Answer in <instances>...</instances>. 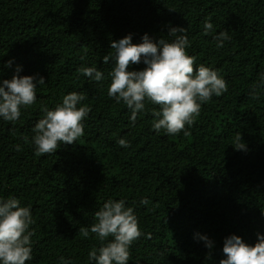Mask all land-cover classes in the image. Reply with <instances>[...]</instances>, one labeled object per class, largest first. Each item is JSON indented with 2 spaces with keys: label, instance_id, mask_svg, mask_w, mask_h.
<instances>
[{
  "label": "trees",
  "instance_id": "1",
  "mask_svg": "<svg viewBox=\"0 0 264 264\" xmlns=\"http://www.w3.org/2000/svg\"><path fill=\"white\" fill-rule=\"evenodd\" d=\"M205 20L213 33H204ZM174 26L186 28L194 68L210 65L228 85L202 105L187 136L152 130L151 109L158 106L151 104L132 127L126 105L107 95L113 65L103 62L112 41L132 34L140 43L145 33L171 40ZM225 30L231 40L217 49L213 35ZM18 66L19 75L46 81L18 121L0 119V196L31 205L35 221L26 264H60L62 256L91 264L88 253L100 242L79 229L90 228L110 198L134 207L143 233L129 264H219L226 237L254 246L257 233L264 234V88L257 99L250 95L264 72V0H0V81ZM81 66H96L106 79L91 81L78 72ZM72 91L82 92L92 109L84 135L36 156L30 141L42 108ZM237 133L246 151L231 144ZM121 137L129 148L118 145Z\"/></svg>",
  "mask_w": 264,
  "mask_h": 264
},
{
  "label": "clouds",
  "instance_id": "2",
  "mask_svg": "<svg viewBox=\"0 0 264 264\" xmlns=\"http://www.w3.org/2000/svg\"><path fill=\"white\" fill-rule=\"evenodd\" d=\"M203 28L206 35L215 31L210 20H205ZM169 35L171 40L155 41L145 33L140 43L132 42V34L112 41L114 51L103 57L104 64L113 65L108 73L107 95L117 105H126L132 127L138 114L147 110L146 104H151L158 106L151 109L152 130L169 136L183 132L187 136L202 105L226 93L228 85L214 67L200 63L194 68L196 58L188 53L190 40L186 28L170 27ZM213 40L215 47L221 49L231 36L226 30L220 31L213 35ZM140 63L145 65L142 70H129L130 65ZM20 71L18 66L11 79L0 81V119L13 124L20 119L23 108L36 102L38 86L46 83L43 76H21ZM78 72L97 83L106 79L96 66H81ZM261 88H264V72L251 87L253 99L258 98ZM85 99L82 92L72 91L63 95L62 102L53 108H42V118L35 123L30 141L36 156L56 152L61 144H73L84 135V121L92 110L84 103ZM23 139L29 143L27 136ZM117 143L122 148L131 146L124 137ZM231 144L235 150H247L240 133L235 134ZM140 203L147 205L149 201L142 198ZM34 223L31 205H23L15 196H0V264H26L32 260L35 230L30 226ZM79 231L85 238L90 232L95 234L100 242L98 248L88 253L91 264H129L131 247L143 234L134 207L128 206L125 198L106 200L95 212V222L90 228ZM197 237L205 242V247H213L207 235L194 234ZM257 237L254 246L235 234L226 237L222 249L225 258L219 264H264V234L257 233ZM60 264L72 262L62 256Z\"/></svg>",
  "mask_w": 264,
  "mask_h": 264
}]
</instances>
